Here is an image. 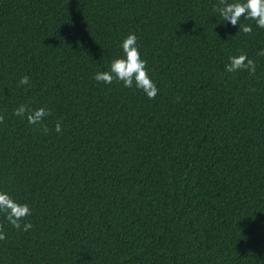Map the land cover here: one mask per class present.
Segmentation results:
<instances>
[{"label":"trees","instance_id":"16d2710c","mask_svg":"<svg viewBox=\"0 0 264 264\" xmlns=\"http://www.w3.org/2000/svg\"><path fill=\"white\" fill-rule=\"evenodd\" d=\"M218 5L0 0V191L32 210L0 214V264H264V29ZM129 33L154 99L93 79ZM241 53L255 74L226 71Z\"/></svg>","mask_w":264,"mask_h":264},{"label":"clouds","instance_id":"9594fccd","mask_svg":"<svg viewBox=\"0 0 264 264\" xmlns=\"http://www.w3.org/2000/svg\"><path fill=\"white\" fill-rule=\"evenodd\" d=\"M218 11L223 21H227L232 26L239 25V30L245 34H252L250 25H240L241 18L255 21L257 27L264 29V0H219V5L214 7ZM137 36L129 33L122 41L121 48L123 57H116L110 63L108 71H100L94 74L93 79L104 84H112L114 80L122 81L128 88H135L143 91L149 99H154L159 89L150 78L147 71V61L141 58L137 44ZM257 55L264 56V49ZM246 70L250 75L256 72V62L248 58L247 54L241 53L229 58L226 71L229 73ZM30 77L24 75L20 78V85H29ZM13 115L26 118L31 125L37 126L47 134L48 128L43 123L44 118L51 115L50 109L43 106L33 108L28 103H22L13 109ZM4 116L0 115V123ZM55 131L62 132L61 123L55 124ZM31 208L27 203H20L14 200L7 192L0 191V214L4 215L7 222L18 230L28 231L32 228L30 222H24L25 218L31 215ZM6 239L3 226L0 225V241Z\"/></svg>","mask_w":264,"mask_h":264}]
</instances>
